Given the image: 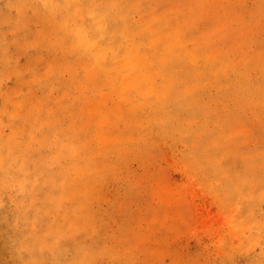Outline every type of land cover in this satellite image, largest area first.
I'll use <instances>...</instances> for the list:
<instances>
[{
	"label": "rangeland",
	"instance_id": "obj_1",
	"mask_svg": "<svg viewBox=\"0 0 264 264\" xmlns=\"http://www.w3.org/2000/svg\"><path fill=\"white\" fill-rule=\"evenodd\" d=\"M0 264H264V0H0Z\"/></svg>",
	"mask_w": 264,
	"mask_h": 264
}]
</instances>
